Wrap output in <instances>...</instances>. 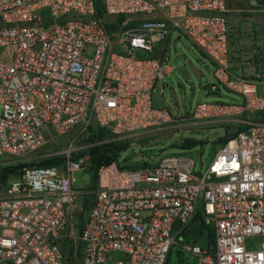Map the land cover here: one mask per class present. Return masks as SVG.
Here are the masks:
<instances>
[{
	"label": "built area",
	"instance_id": "1",
	"mask_svg": "<svg viewBox=\"0 0 264 264\" xmlns=\"http://www.w3.org/2000/svg\"><path fill=\"white\" fill-rule=\"evenodd\" d=\"M99 1L103 18L96 0H0V159L73 129L80 135L62 165L28 167L8 183L0 196V264H166L199 211L213 243L182 245L196 264H264V121L257 119L264 116V62L234 74L226 0ZM109 17L125 20L110 32ZM174 33L242 98L199 103L191 114L201 124L234 126L225 128L226 141L198 171L184 155L137 169L112 162L98 169L95 188L76 189L73 174L90 166L84 152L96 144L85 141L96 128L126 141L166 124L181 127L152 104L156 84L170 73L166 44ZM85 197L91 205L79 230L77 204Z\"/></svg>",
	"mask_w": 264,
	"mask_h": 264
},
{
	"label": "rangeland",
	"instance_id": "2",
	"mask_svg": "<svg viewBox=\"0 0 264 264\" xmlns=\"http://www.w3.org/2000/svg\"><path fill=\"white\" fill-rule=\"evenodd\" d=\"M227 1L228 8L236 11V16L233 19L236 20L237 31L245 35V26L248 29L249 26L254 27L255 23V25L264 24V0ZM117 18L109 17L105 20L107 23H115ZM145 18L146 16H140L136 20H128L125 25H134ZM263 43L264 40L259 39L258 47L260 49H263ZM166 51L168 57L166 63L170 68V73L156 84L152 93V104L157 109L168 111L172 119L177 121L181 119V127L174 129L169 126L170 124H166L163 129L120 141L121 144H131L118 158V162L124 164L125 169H137L143 164L153 165L168 155H184L194 161L195 170L198 171L199 168H205L214 157L220 147V140L226 135L225 128L229 132L230 128L234 127L231 125L224 128L219 124L205 125L191 119V114L199 103H240L242 98L238 94L226 90L214 78L213 65L185 38L178 39L177 34L174 33L166 44ZM211 87H214L215 91H211ZM184 124L187 126L182 127ZM79 136L78 129H73L26 155L0 159V167L10 164H29L41 159L57 157L58 154L62 156L63 151ZM185 139L194 140L198 144L187 150L176 148ZM80 143L82 141L78 142V144ZM73 175L76 189L92 188V174L88 164ZM13 179L10 178L8 183ZM5 189H0V196ZM81 202L82 199H78V208H81ZM189 242L190 239H185L182 235L178 243L172 247L166 264H196L195 259L182 248L184 243ZM201 242H207L206 235ZM250 243L253 247L258 248L259 246V240L251 239Z\"/></svg>",
	"mask_w": 264,
	"mask_h": 264
},
{
	"label": "trees",
	"instance_id": "3",
	"mask_svg": "<svg viewBox=\"0 0 264 264\" xmlns=\"http://www.w3.org/2000/svg\"><path fill=\"white\" fill-rule=\"evenodd\" d=\"M95 12L96 16L98 18H103V7L101 5V2L99 0H96L95 2ZM125 17H118L115 23H108L106 24V28L110 32H115L124 22ZM133 25H125L123 27V30L129 29L134 27ZM257 119L264 121L263 115H258ZM239 130V128H238ZM227 133V132H226ZM229 135H225L223 139L220 140V143H224ZM233 136V135H232ZM114 136L108 131L107 129L103 128H96L95 130L91 131L87 140L85 143H94L96 145L92 146L91 148L87 149L84 153H87L89 155L90 160V166L89 170L92 174V182L93 186L92 189L96 186V180H97V171L98 169L103 166L110 164L112 162H118V158L120 157L121 153L126 151L128 147H130V143H123L121 144L120 141L113 140ZM197 142L191 139H185L183 140L179 146H176V148L187 150L193 148ZM83 153L75 156L76 158L78 156H81ZM65 161V158L62 156L47 158V159H41L39 161L29 163V164H10L3 167H0V189L6 188L8 184V180L10 178H18L21 176L23 169L28 167H49V166H59L62 165ZM91 205V198L85 197L82 200L81 208L78 217H77V228L81 230L83 226V221L85 218V214L87 210L89 209ZM204 235L207 236V242L213 243V232L210 227L204 224L201 212L199 211L191 224L189 225L188 229H186L183 233V236L185 239H190L189 243H196L201 242ZM170 252L168 253L167 261L170 255ZM166 261V263H167Z\"/></svg>",
	"mask_w": 264,
	"mask_h": 264
},
{
	"label": "crops",
	"instance_id": "4",
	"mask_svg": "<svg viewBox=\"0 0 264 264\" xmlns=\"http://www.w3.org/2000/svg\"><path fill=\"white\" fill-rule=\"evenodd\" d=\"M227 13L226 18L229 26V55L232 63L234 74L246 72L245 65H255L258 62H264V45L263 49L258 47L259 39L264 40V24L249 26L244 33L236 29V11L228 8V1L226 0ZM261 24V23H257ZM264 44V43H263ZM172 249V248H171ZM171 251V250H170Z\"/></svg>",
	"mask_w": 264,
	"mask_h": 264
}]
</instances>
